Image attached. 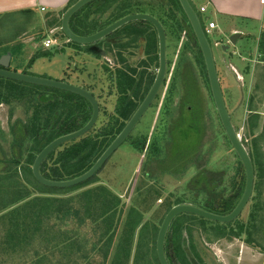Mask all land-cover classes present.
I'll list each match as a JSON object with an SVG mask.
<instances>
[{"label":"rangeland","instance_id":"rangeland-1","mask_svg":"<svg viewBox=\"0 0 264 264\" xmlns=\"http://www.w3.org/2000/svg\"><path fill=\"white\" fill-rule=\"evenodd\" d=\"M142 1L154 5L156 3L162 4L161 10L164 15L162 20L167 28L169 40L172 41L176 36V42H173L169 51L170 71L177 64V55L179 53L182 55V76L179 85H176L177 98L178 100L182 98L187 100V105L191 106V113L190 117L185 116L183 126L176 135L177 139H180L179 141L176 140V143L180 144L179 150L176 145L173 146L170 142L166 146L167 159L164 160V163L162 165L152 164L153 170L150 168L145 169L144 166H141L143 155L148 150L155 153V139L153 144L147 145V138H150L148 134L150 132V134H153L157 130L160 132L161 127L157 123H151V121L142 124L139 128H136L135 134H146L144 136H131V139L137 141L143 137L140 144L137 143L131 146L127 141L102 165L94 180H92L94 182L64 194L65 197L75 198L74 195L78 193V198L85 199V197H80L81 191L90 186H94L100 191L101 186H105L106 189L125 203V208L130 204H137L143 213V222H150L151 231L155 226L153 240L150 243L155 246L160 224L167 211L176 205L178 200L182 201L180 203L198 207H202L204 204V179L206 176L204 164L206 162L209 163V160H212L213 165L217 166L216 168L212 166L213 171L209 172L212 175L210 178L217 181L225 178V172L222 169L224 164H227V176L233 174L237 165L235 164L234 154L226 144L223 135L224 130L210 92L203 57L198 45L190 38L192 31L186 16L184 17L182 14L183 11L176 10L170 0H141L139 2L143 3ZM190 1L197 10L201 18V24L204 27L207 26L210 19L213 20L212 22L215 25L217 24L207 34L213 51L217 76L235 131L239 137L247 138L249 145L254 142L252 123L255 122V145L258 148H255L254 158L258 154V162H255V170L257 171L255 177L256 191L253 195L259 196L264 205V171L260 174L258 170V168L261 170L259 166L264 169V138L260 136V139L258 138V135L264 132V129H262L264 126V65L252 61L254 53H264V44L259 45L260 42L258 45L256 44L254 51L252 43L248 45L247 42L245 43L243 39H240L244 36L241 34L236 43L231 44L226 52L221 49V46L228 42L229 36L233 32L230 35L228 33L234 30L233 28L245 29L242 26L247 24L250 26L248 29L251 28L250 30L257 32V24L245 23L237 17L232 19L216 17L210 12H207L208 15L204 16L200 5L205 0ZM141 8H144V6H141ZM147 8L150 7L147 5ZM201 8L205 10L204 7ZM94 9L95 7H92V10ZM66 10L67 8L61 12L51 13L24 11L0 16V48L9 45L13 51V53L9 51L11 53L10 70L62 81L66 77L65 73H69L67 68H70L73 73L92 72L96 68V57L90 54H78V49H72V46L69 47L71 42L61 30V19ZM94 13H90L87 18L90 20ZM82 15L84 13L79 15V19L82 18ZM108 15L109 13L105 12L103 15L95 16L94 20L97 23L93 24L98 26L103 24L104 18ZM75 17L76 15L72 18L74 19L73 26L79 24ZM51 21L55 23L48 25ZM182 25L183 28L181 29ZM262 27L261 33L264 31V26L261 25ZM187 36L192 43L189 41L184 42ZM47 38L53 39V43L49 47L43 45ZM184 44L187 45L184 46ZM41 51H47L50 55H42L33 60L31 59L36 52ZM75 51L76 54H74ZM94 65L95 68H93ZM73 77L74 75L69 78V82L76 84L77 81ZM83 78L84 75L81 79ZM91 80L93 81V79ZM173 80V75L168 76L164 88V98L167 90L171 89ZM44 95L47 99L52 96V94ZM53 99H55L54 95L51 100ZM56 99L61 100L60 97H56ZM187 105H185V110L189 111ZM10 111H12V114H10ZM90 114L91 108L89 116ZM252 115H255V117ZM24 118L25 109L20 103L9 105L0 103V128L4 131L6 139L4 140L0 135V171L4 165L6 167L7 163L10 165L9 161H13L14 165L18 162L19 164L25 163L26 153L20 147L21 143L17 141L14 146L11 145L13 140H18L17 138L22 136L21 122ZM142 127L143 129H141ZM92 134L94 135V130H92ZM146 148L147 151H145ZM159 148H161L160 145ZM61 150L62 148L59 149V151ZM161 152L159 151L158 157H161ZM176 153L178 155H175ZM53 159H50L48 164H51ZM29 165L31 167V164ZM144 171L149 173V178L152 179L151 182H149L148 176L144 175ZM156 181L157 183L154 185ZM152 182L154 184H151ZM227 192L229 191L227 190ZM86 195L89 197L88 194ZM252 203L253 200L249 207L244 210L241 216L243 221H247ZM175 222L173 226V223L171 224L167 237L170 234H173V236L179 234L177 240L182 241L184 245L182 250L184 249L186 257L185 260L178 259L177 264H227L225 251L229 253L231 248L236 251L234 249L238 246L236 240L232 243L222 241L223 248H220L222 243L218 242L219 244L214 245L212 250L213 258L207 259V254L204 251L205 225L207 223L205 224V222L185 215L179 216ZM89 225L88 222L85 227L81 226L80 235H89V231L91 232ZM241 244L244 245L243 242ZM247 252L244 251V253ZM248 254H253L252 259H255L256 264H264L263 251L255 248L253 252L249 251ZM230 264H235L234 258H232Z\"/></svg>","mask_w":264,"mask_h":264},{"label":"trees","instance_id":"trees-1","mask_svg":"<svg viewBox=\"0 0 264 264\" xmlns=\"http://www.w3.org/2000/svg\"><path fill=\"white\" fill-rule=\"evenodd\" d=\"M75 1L71 0L66 8ZM139 1L94 0L77 11L70 18L69 25L74 33L84 35L96 27L94 17L99 14L108 12L103 22H111L128 13L145 12L141 6L148 3ZM170 1L176 10L182 12L178 0ZM93 12L97 14L94 13L89 20L87 17ZM75 15L77 26H73ZM53 23L51 21L48 25ZM190 36L197 44L193 33ZM261 44H264L263 39ZM8 51L13 53L9 45L1 47L0 56ZM42 55L50 53L36 52L31 59ZM48 93L52 94L50 99L44 95ZM53 95L55 99L51 100ZM0 103H20L25 109L22 136L13 140L11 145L20 142L26 153L24 164L18 162L14 165L9 161L10 165L7 163L0 171V264H159L155 246L150 244L155 226L151 231L150 222H143V213L137 204L125 208V203L105 186H101L100 191L94 186L81 191L80 197L85 199L78 198V193L75 198L65 197V192L94 182L95 176L70 188L47 187L32 176L29 164L47 143L79 129L88 121L90 107L84 99L64 90L0 77ZM108 134L105 128L104 137L97 142L91 129L84 136L63 144L42 162V175L63 180L83 173L110 143ZM0 135L6 140L1 128ZM257 155L255 162H258ZM50 159L53 162L48 164ZM259 167L262 174L264 169ZM180 202L178 200L176 204ZM181 215L204 222L203 218L193 214ZM181 215L173 219L172 226ZM88 222L91 232L80 235L81 226L85 227ZM177 238L179 234L166 236L165 254L169 264H177L178 259L186 258L183 243Z\"/></svg>","mask_w":264,"mask_h":264},{"label":"flooded vegetation","instance_id":"flooded-vegetation-1","mask_svg":"<svg viewBox=\"0 0 264 264\" xmlns=\"http://www.w3.org/2000/svg\"><path fill=\"white\" fill-rule=\"evenodd\" d=\"M147 5L150 8H147ZM142 6H144V9L146 10L145 12L139 11L128 14L145 13L153 16L159 21L165 32V69L161 83L158 86L153 98L150 100L140 119L120 146L125 144L127 141L131 146L137 143L140 144L143 137L139 138L137 141L135 139H131V136H144L146 134H135L136 128H139L142 124H147L150 121L151 123L159 124V127H161L160 132L158 130L153 134H150V132L148 134L150 138H147L149 143H147V145L153 144L155 139V153H152L146 148L145 151H148L143 155V160L141 162V166H144L145 169L150 168L153 170L152 164L162 165L164 160L167 159V155L165 154L167 153L166 146L170 142H172L173 146L176 145L179 150L180 144L176 143V140L179 141L180 139H177L176 135L179 129L183 126L185 116L190 117L191 106L187 105V100L183 98L178 100L177 98L178 91L176 89V85H179L182 76V55L180 53L177 55V64L172 71H170L169 51L173 42H176V36H174L175 38L172 41L169 40L167 28L164 26L162 20V16H164L163 11L161 10L162 4L156 3V5H154L153 3H145L142 4ZM116 20L103 22V24L99 26L96 25L94 29L82 36L98 32L114 23ZM188 41L192 43L190 38L187 36L185 37L184 42ZM185 45L187 44H184V46ZM71 46L73 47L72 49H78V54H90L96 57V68L94 65L93 68L95 69L92 70V72L84 71V73H73L70 68H67L69 72L65 73L67 79H65V77L62 81L81 87L94 97L98 106V115L95 124L91 129L94 130V137L97 142H99L104 137L105 128H107V131H109L108 136L111 138V143L132 118L140 105L144 102L157 79L161 68L160 41L157 28L151 21L148 20L129 21L93 43L85 45L71 42L69 47ZM74 54H76V51ZM73 75L74 80L77 81L76 84L69 82V78ZM83 75L84 78L81 79ZM170 75L174 76V80L172 81L171 89L167 90L164 98V88L167 78ZM91 79H93V81ZM81 98L84 99L83 97ZM84 101L91 108L92 114V107L90 103L86 99H84ZM185 105L188 106L187 109H189V111L185 110ZM141 129H143V127ZM169 129L171 131L170 133ZM262 129H264V126ZM252 131L254 133V137H252L254 142L251 143V145H249L250 143L247 138H241L238 135L253 165L254 180L251 194L240 213L231 221L220 222L203 218L205 224L207 223L205 225L206 228L204 236V251L207 254V259L213 258L212 250L214 245L219 244L218 242L222 243L220 244L221 246H219L220 248H223L222 241L225 243H232V241L236 240L235 242L238 243L237 248L234 247L236 251L232 250V248L229 253L225 251L227 264H230L232 258H234L235 264H256L255 259H252L253 254H248V252H253L255 248L264 252V205L259 196L253 195L254 191H256L255 177L257 172L255 170L256 166L254 153L255 148H258L255 145V122L252 126ZM13 135L14 133L12 136ZM223 135L226 144L234 154L236 161L235 164L237 167L235 170L233 169V174L227 176V164H224L222 169H224L225 178H223L224 180L217 181L211 179L210 177H212V175L209 173L213 171L212 166L213 168H216L217 166L213 165L214 163L212 160H209V163L206 162L204 164V172L206 175L204 179V204L200 208L212 214L225 216L233 211L242 197L245 187V172L242 162L230 144L224 131ZM259 136L264 138V132L258 135V138ZM150 140L152 141L150 142ZM160 141L161 143L159 144ZM159 145L161 148H159ZM119 147L112 153V155L119 149ZM159 151H162L161 157H158V154H160ZM177 153L175 155H178ZM111 156L107 160H109ZM98 171L94 174V176H96ZM144 175L149 178L148 172L144 171ZM151 180L152 179L149 178V182H151ZM153 182L151 184H154ZM156 183L157 181L154 185H156ZM227 190L229 192H227ZM252 200L253 203L251 205V211L247 215L248 219L247 221H243L241 216L244 213V210L249 207ZM240 239L244 244L243 246L241 244L242 242L240 243ZM183 246L184 245L182 244V248ZM244 251L248 252L244 253Z\"/></svg>","mask_w":264,"mask_h":264},{"label":"water","instance_id":"water-1","mask_svg":"<svg viewBox=\"0 0 264 264\" xmlns=\"http://www.w3.org/2000/svg\"><path fill=\"white\" fill-rule=\"evenodd\" d=\"M94 0H76L72 5H70L67 10L64 12L62 19H61V30L63 34L71 41L77 44H90L93 43L100 38L106 36L113 30L117 29L121 25L134 20H148L151 21L155 27L157 28L159 41H160V58H161V68L158 73L157 79L151 88L148 96L144 100V102L140 105V107L136 110L132 118L128 121V123L124 126L121 132L114 138V140L105 148L102 154L98 157V159L83 173L63 180H52L44 177L41 173L40 167L42 162L46 159V157L55 151L57 148L62 146L65 143L70 141L76 140L86 133H88L93 125L95 124L97 115H98V106L95 102L94 97L87 92L85 89L66 83L60 80H54L49 78H44L36 75H30L26 73L16 72L9 69L11 53L8 51L0 56V77L5 79H11L16 81H21L24 83H30L34 85L49 87L58 90L68 91L74 94H77L84 99H86L91 107H92V114L89 120L79 129L71 131L69 133L62 134L49 143H47L35 156L32 165H31V173L34 179L40 183L41 185L51 187V188H70L76 185L82 184L89 180L94 174L98 171V169L103 165V163L112 155V153L120 146V144L125 140L127 135L130 131L134 128L138 120L140 119L141 115L147 108L150 100L153 98L158 86L161 83L164 69H165V32L163 27L159 23V21L154 18L153 16L145 13H134L125 15L114 23L110 24L106 28L95 32L91 35L82 36L74 33L69 25L70 18L79 11L82 7L87 5L88 3ZM184 15L186 16L192 33L197 41L198 47L201 51L207 79L209 82V87L211 91V95L214 101V105L220 119L221 125L226 133V136L232 145L233 149L235 150L236 154L238 155L240 161L243 164L244 172H245V187L244 192L242 194L241 199L239 200L236 207L233 209L231 213L228 215L222 216L217 214H212L204 209L187 204V203H180L176 204L171 207L167 213L165 214L160 227L157 232L156 241H155V252L156 257L159 264H169L166 254H165V240L166 235L168 233L169 227L171 222L175 217L181 214H193L198 217L204 219H212L220 222H228L234 219L242 210L244 205L246 204L252 190L253 180H254V170L252 161L245 150L241 140L239 139L238 135L235 132L233 124L231 122V115L229 114L222 90L220 87L219 79L217 76V70L215 66L213 51L209 40L204 32L203 26L197 14V11L193 8L189 0H178ZM240 36V33L234 32L229 36L228 42L221 46V49L226 52L229 46L236 43L237 38Z\"/></svg>","mask_w":264,"mask_h":264},{"label":"crops","instance_id":"crops-1","mask_svg":"<svg viewBox=\"0 0 264 264\" xmlns=\"http://www.w3.org/2000/svg\"><path fill=\"white\" fill-rule=\"evenodd\" d=\"M70 1L71 0H0V16L24 11L42 13L61 12L66 9ZM202 3L200 9L201 7L205 8L204 11H201L204 16L208 15L206 14L207 12H210L216 17H226L230 19L237 17L245 23L257 24V32L250 30L251 28L248 29L250 26L245 24L242 26L245 27V29L233 28L234 30L228 33V35H230L232 32H238L240 35H244L240 39H243L248 45L252 43L254 45L253 50L255 51V47L264 37V31L261 33L263 29L261 25L264 26V0H205V2L203 1ZM210 13L209 15H211ZM209 21L213 20L210 19Z\"/></svg>","mask_w":264,"mask_h":264},{"label":"built area","instance_id":"built-area-1","mask_svg":"<svg viewBox=\"0 0 264 264\" xmlns=\"http://www.w3.org/2000/svg\"><path fill=\"white\" fill-rule=\"evenodd\" d=\"M202 10H204V9L201 8V11H202ZM215 27H216V25L214 24V22L210 21V22L207 24V26L204 27L205 34L207 35L208 33H210L211 30H212L213 28H215ZM52 43H53V39H51V38H47V39L44 41L43 45H44L45 47H49V46H51ZM252 61L264 65V53H254V58H252Z\"/></svg>","mask_w":264,"mask_h":264},{"label":"clouds","instance_id":"clouds-1","mask_svg":"<svg viewBox=\"0 0 264 264\" xmlns=\"http://www.w3.org/2000/svg\"><path fill=\"white\" fill-rule=\"evenodd\" d=\"M207 36V35H206Z\"/></svg>","mask_w":264,"mask_h":264}]
</instances>
